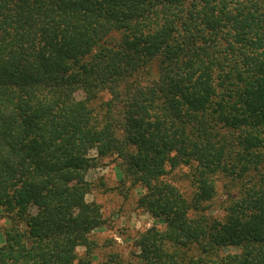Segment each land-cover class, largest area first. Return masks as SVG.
I'll use <instances>...</instances> for the list:
<instances>
[{
    "label": "trees",
    "instance_id": "1",
    "mask_svg": "<svg viewBox=\"0 0 264 264\" xmlns=\"http://www.w3.org/2000/svg\"><path fill=\"white\" fill-rule=\"evenodd\" d=\"M93 151L166 226L110 264H264V0H0V264H91Z\"/></svg>",
    "mask_w": 264,
    "mask_h": 264
},
{
    "label": "rangeland",
    "instance_id": "2",
    "mask_svg": "<svg viewBox=\"0 0 264 264\" xmlns=\"http://www.w3.org/2000/svg\"><path fill=\"white\" fill-rule=\"evenodd\" d=\"M78 99L84 98L82 93L77 94ZM110 97L104 95L95 106L106 102ZM90 157L95 158L92 167L87 173V180L91 185V192L86 200L95 202L101 207L104 224L90 235L91 253L88 258L91 264H110L113 259L123 262H138L140 250L136 244L146 231L153 227L165 230L166 226L139 208V200L145 191L139 185L124 182V175L120 162L116 157L98 159L96 151ZM186 198L195 196V187L188 167H180L169 172L164 177ZM216 195L208 213L220 218L224 215V208L228 201L236 195L238 189L230 186L224 187L216 183ZM9 226L6 217L0 220V247L5 243L4 228ZM78 261L87 258V249H77Z\"/></svg>",
    "mask_w": 264,
    "mask_h": 264
}]
</instances>
